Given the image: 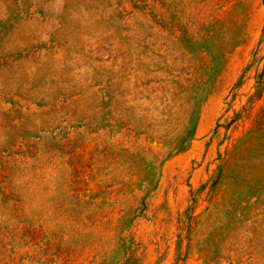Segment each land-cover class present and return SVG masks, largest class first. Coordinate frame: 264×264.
<instances>
[{"label": "rangeland", "instance_id": "rangeland-1", "mask_svg": "<svg viewBox=\"0 0 264 264\" xmlns=\"http://www.w3.org/2000/svg\"><path fill=\"white\" fill-rule=\"evenodd\" d=\"M0 264H264V0H0Z\"/></svg>", "mask_w": 264, "mask_h": 264}, {"label": "trees", "instance_id": "trees-1", "mask_svg": "<svg viewBox=\"0 0 264 264\" xmlns=\"http://www.w3.org/2000/svg\"><path fill=\"white\" fill-rule=\"evenodd\" d=\"M262 97V95H259V96H253L252 99H251V102L252 103H255L256 100H260ZM252 111H253V107H249L248 108H244L243 112H240L239 114H236L235 118L232 120V123L233 124L234 122H237L238 120H241L243 118V116L247 117L248 119L251 117V114H252Z\"/></svg>", "mask_w": 264, "mask_h": 264}]
</instances>
